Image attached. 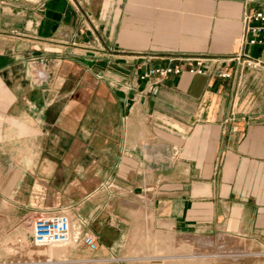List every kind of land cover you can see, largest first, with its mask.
<instances>
[{
  "label": "crops",
  "instance_id": "crops-1",
  "mask_svg": "<svg viewBox=\"0 0 264 264\" xmlns=\"http://www.w3.org/2000/svg\"><path fill=\"white\" fill-rule=\"evenodd\" d=\"M260 8L0 0V170L41 176L95 237L109 202L142 201L169 249L184 230L264 239V49L241 43L245 10ZM240 50L262 66L229 61ZM196 57L203 74L142 77Z\"/></svg>",
  "mask_w": 264,
  "mask_h": 264
},
{
  "label": "rangeland",
  "instance_id": "rangeland-1",
  "mask_svg": "<svg viewBox=\"0 0 264 264\" xmlns=\"http://www.w3.org/2000/svg\"><path fill=\"white\" fill-rule=\"evenodd\" d=\"M252 54L255 55L254 51ZM7 167L5 172L0 170V264H44L40 261L45 264H264V239L218 235L219 231L213 229L201 233L174 232V248L169 249L164 237H159L165 232L154 224L153 215L147 212L146 202L142 201L130 202L127 205L129 211H120L119 203L109 202L106 213L108 217L112 214V224L105 233L100 229V236H96L97 248L91 251L80 239L74 238L88 232L86 219L74 216L64 203L61 204L64 200L56 190H48V184L41 176L34 181L31 176H19L12 163ZM57 177V182L64 180L63 175ZM110 188L115 192L116 188ZM3 202L7 203L6 208L2 206ZM51 204H61L58 209L67 211L73 221V237L68 246L65 245L67 251L62 255H58L56 249L64 246L38 247L31 240L34 218L50 212L46 207ZM113 215L126 216L125 222L116 225L120 221ZM37 248L41 250L37 251ZM51 248L55 251L45 252ZM183 250L189 251L185 254L192 258L180 256Z\"/></svg>",
  "mask_w": 264,
  "mask_h": 264
},
{
  "label": "built area",
  "instance_id": "built-area-1",
  "mask_svg": "<svg viewBox=\"0 0 264 264\" xmlns=\"http://www.w3.org/2000/svg\"><path fill=\"white\" fill-rule=\"evenodd\" d=\"M243 32L241 35V43L243 47H262L264 49V8L246 9L242 19ZM229 61H235L240 68L258 69L263 62L253 57L250 52L240 50L228 58ZM186 64H166L156 65L147 68L143 74V78H152L150 87L158 81L170 76L181 74L184 70L188 73L203 74L206 67L203 58H194L186 61ZM221 77L228 78L230 72L220 71ZM31 226V240L35 245H53L65 244L73 237L71 228V218L68 212L62 209H55L45 212L36 218ZM80 239L89 250L95 251L96 237L91 233H84L81 236L74 237Z\"/></svg>",
  "mask_w": 264,
  "mask_h": 264
},
{
  "label": "bare ground",
  "instance_id": "bare-ground-1",
  "mask_svg": "<svg viewBox=\"0 0 264 264\" xmlns=\"http://www.w3.org/2000/svg\"><path fill=\"white\" fill-rule=\"evenodd\" d=\"M69 216H71L70 214H69ZM72 223H73V221L71 220V228H72ZM74 225V224H73ZM74 228V227H73ZM23 239H24V236H23ZM69 242H70V240H69ZM69 242H67V243H69ZM67 243H65V244H53V245H38V247H52V246H64V247H58V249H56L57 251H56V253H58V255H62V254H64L67 250H66V247H65V245H67ZM71 243H73V242H71ZM35 245V244H34ZM35 246H37V245H35ZM68 246V245H67ZM32 248V247H31ZM38 250H41V249H39V248H37V251ZM43 251V250H42ZM53 251H55L54 250V248H51V249H45V252L47 253V252H53ZM241 251V250H240ZM192 252V251H191ZM184 253H185V251H184ZM186 253H189V251H187L186 250ZM52 254H54V253H52ZM46 256V255H45ZM180 256H182V255H180ZM183 257V256H182ZM185 257L186 258H192V256L191 255H189V254H185ZM194 257H199V256H194ZM235 258V257H234ZM41 263H44L45 264V262H42V261H40Z\"/></svg>",
  "mask_w": 264,
  "mask_h": 264
}]
</instances>
